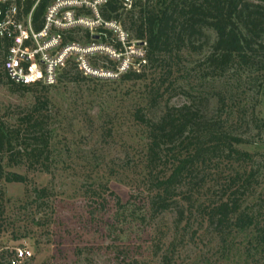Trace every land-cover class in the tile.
Segmentation results:
<instances>
[{"label":"rangeland","instance_id":"obj_1","mask_svg":"<svg viewBox=\"0 0 264 264\" xmlns=\"http://www.w3.org/2000/svg\"><path fill=\"white\" fill-rule=\"evenodd\" d=\"M121 1L129 9L136 0ZM100 7V19L88 8L76 9L75 14L89 25L52 28L51 34L63 37L60 46L51 50L53 58L64 49V35L72 41L66 48H73L54 67V85L40 82L29 85V90L15 88L3 74L5 60L0 57V120L15 124L21 109L31 107L37 96H45L50 100L52 135L49 169L8 167L26 175L28 184H0L6 201L0 254L18 251V264H129L134 260L164 264L165 257V264H264L263 249L254 244L251 250L254 229L236 234L231 252L223 256L221 246L196 216L189 226L182 223L179 231L173 217L142 220L150 190L144 161L148 140L145 126L134 114L146 106L148 87L162 69L144 64V44L136 41L128 24L129 29L115 21L104 22ZM122 22L127 23L126 16ZM80 56L104 75L85 76L81 70L79 74L74 62L78 65ZM168 64L177 86L166 96L171 105L188 103V94L205 97L215 92L211 80L204 77L202 54L183 51ZM64 69L70 73L65 75ZM125 70L141 71L145 77L126 80L121 75ZM259 75L235 65L216 84V90L227 97L221 115L225 125L235 126L252 142L240 145L241 149L260 153L254 194L248 199L251 205L264 195V132L252 121L254 116L264 122V88L257 93L255 83L248 85ZM42 76L43 72L36 78ZM216 104L217 98L206 101L208 116L215 115ZM240 111L246 113L244 123L249 125L240 126ZM33 187L48 188V197L34 203ZM157 248L161 249L155 255Z\"/></svg>","mask_w":264,"mask_h":264},{"label":"trees","instance_id":"obj_2","mask_svg":"<svg viewBox=\"0 0 264 264\" xmlns=\"http://www.w3.org/2000/svg\"><path fill=\"white\" fill-rule=\"evenodd\" d=\"M55 1L17 0L24 16L36 5L31 19L35 31L44 27L48 8ZM100 16L104 22L115 21L127 29L128 24L136 41L144 44V64L162 69L160 77L148 87L146 106L134 114L136 121L145 126L148 140L144 161L150 190L142 220L173 217L179 231L182 223L189 226L196 216L221 246L223 256L231 252L236 234L254 229L251 250L255 244L254 248L264 251V195L253 205L248 201L254 194L259 171L256 155L260 153L240 148L252 142L235 126L234 130L225 125L221 115L227 97L216 90L217 82L226 79L237 65L251 73H261L260 78L249 79L248 85L255 83L256 92H262L264 0H136L129 9L121 0H107L100 7ZM123 16L127 23L122 22ZM69 39L64 35V44L72 42ZM10 46L9 41L0 39V57L3 55L4 60ZM183 51L203 55L204 77L211 80L210 88L215 92L205 97L188 94V103L175 106L166 98L169 90L177 89L168 63L179 59ZM74 67L82 74L75 62ZM64 70L65 75L70 73ZM3 74L7 77L4 68ZM121 75L126 80L145 77L137 70H125ZM7 78L15 88L29 90ZM211 97L217 98V104L215 115L208 116L204 108ZM230 99L233 100L232 95ZM20 111L13 125L0 120V184H28L26 175L8 167L46 171L51 162L50 100L37 96L31 107ZM240 114V126L249 125L244 123L246 113ZM252 121L263 133L264 122L254 116ZM47 190L33 187L34 203L44 201ZM5 203V192L0 186V233ZM157 249L155 255L161 248ZM17 255L18 251L12 252L11 257L0 254V264H18L16 261L21 258ZM164 259L165 264L167 257ZM129 264L148 263L134 260Z\"/></svg>","mask_w":264,"mask_h":264},{"label":"built area","instance_id":"obj_3","mask_svg":"<svg viewBox=\"0 0 264 264\" xmlns=\"http://www.w3.org/2000/svg\"><path fill=\"white\" fill-rule=\"evenodd\" d=\"M39 1V0H38ZM107 0H56L46 14L44 27L35 31L32 27V11L24 16L17 0H0V39L11 43L5 57L4 72L13 82L29 86L43 82L45 85H54L56 76L54 67L64 62V58L73 48H63L56 58L51 55L55 46L63 42L61 34H51L52 28H68L73 24L90 23L82 16L75 14L76 9L88 8L99 17L98 7ZM129 1V0H127ZM63 12V17L59 14ZM108 23V22H107ZM46 38V39H45ZM68 62V61H67ZM65 61V66L67 64ZM80 70L86 75H104V72L95 70L80 56L77 59ZM44 66V68H43ZM42 79L36 77L41 75Z\"/></svg>","mask_w":264,"mask_h":264}]
</instances>
